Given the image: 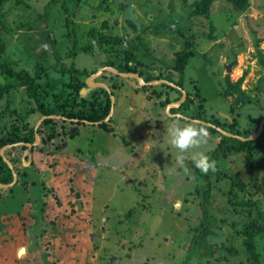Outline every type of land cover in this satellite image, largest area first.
<instances>
[{
	"label": "rangeland",
	"instance_id": "1",
	"mask_svg": "<svg viewBox=\"0 0 264 264\" xmlns=\"http://www.w3.org/2000/svg\"><path fill=\"white\" fill-rule=\"evenodd\" d=\"M101 1H6L1 9L4 15L6 12L3 17L7 49L3 58L16 68L41 74V80L50 79L49 88L60 91L68 73L57 69L62 63H58L56 53L68 65L76 62L79 68H99L107 65L102 63L111 52L104 49L105 44L97 45V37L101 33L120 34L128 38L123 47L137 50L138 61L149 66H144L146 72L162 75L157 78L178 80L179 74L173 68L175 51L184 48L192 35L195 54L185 68L183 88L194 99L182 107L186 99L181 104L176 102L183 95L178 87L158 80L152 84L156 85L153 92L147 85L145 89L159 98L157 109L150 104V98H145L147 110H142L147 120L142 122L149 132H145L144 125V132L139 129L141 144L134 141L133 130L131 139L120 133L115 152L108 149L111 160L106 164L99 162L108 160L106 152L93 154L95 151L88 150L98 148L100 135L106 134L100 129L102 122H107L110 132L115 130L113 117H120L124 129L130 132L131 118L138 120L141 109L139 105H135L137 111L129 109L128 103L143 98L141 92L136 94L127 85L136 78L113 76L111 71L97 77L106 83L125 79L122 94L116 92L114 96L117 116L107 115L98 123L55 118L44 124L39 120L40 136L48 130L53 133V138L49 137L51 144L39 142L44 148L37 145L32 150L20 144L7 156L27 158L37 149L40 154L52 155L48 157L51 169H27L28 159L27 164L16 161L17 167L13 162L17 184L0 187V264H249L243 237L230 223L221 220L234 218L226 197L230 177L224 175L219 181L216 177L217 173L239 174L264 210V143L257 146L255 166L246 161L245 152H230L215 159L216 170L207 172L213 188L206 215L203 197L197 191L207 186L206 173L192 166L191 155L203 151L211 157L225 134L216 126L217 132L202 123L208 133L206 142L190 149L184 164L179 165L175 161L177 150L167 142V127L174 121L201 123L186 117L202 106L206 117H218L217 126L229 132L250 127L251 134L258 131L264 118V66L258 62L256 52L258 39H262L259 47L264 52V0H250L244 9L228 0H216L206 16L190 14L195 0H107L103 8H98ZM211 22L216 25L214 39L209 37ZM92 29L97 31L93 37ZM180 29L185 35L179 33ZM87 44H94V49H79ZM74 50L75 56H67ZM130 63L142 68L135 60ZM228 64H232L229 72ZM242 71H247V75L241 86L230 87L227 76L235 82ZM12 81L0 71V84ZM53 84L60 85L59 89ZM91 89L84 95H89ZM8 103L15 112L4 114ZM32 103L36 102L23 86L1 99L0 133L14 131L15 125L21 132L33 127L39 116L36 121L28 120L30 114L23 116ZM254 118L259 122H254ZM71 127L74 133L70 132ZM146 141L150 144L148 149L143 147ZM74 143L82 148H77V156ZM89 165H93L91 169ZM29 178L35 179L29 184H38L32 192H25L20 181ZM204 231L208 235L201 237ZM259 249L264 262V237L259 238Z\"/></svg>",
	"mask_w": 264,
	"mask_h": 264
},
{
	"label": "trees",
	"instance_id": "2",
	"mask_svg": "<svg viewBox=\"0 0 264 264\" xmlns=\"http://www.w3.org/2000/svg\"><path fill=\"white\" fill-rule=\"evenodd\" d=\"M9 0H0V71L3 74L14 79V81L10 83L0 84V100L3 99L5 96H8L14 89H17L20 86L25 88V91L29 98L34 99L36 102V106H31L29 109L26 110L27 114L23 116H28L35 110H40L43 114H62L67 118H74L78 117L80 120L78 123H83L82 119H87L91 122H96L103 120L109 114L112 106V98L110 96V91H108L104 87H93L89 95H82L81 89L86 86V78L93 72L98 69V66L90 67H83L79 68L76 65V62H72L71 64H66L65 62L61 61L62 58L58 57L57 61L62 66L58 65L57 69L65 74L68 73V78L64 81V86L61 87L60 91L56 89L52 90L49 88V85H52V81L50 79L41 80V74L38 76L37 74H33L27 68H16L12 62L5 60L3 58L4 53L7 49V41L4 37V31L6 28L5 23V15L2 12V8L4 7V3ZM75 1V0H74ZM107 0H102L98 8H103L105 5L104 3ZM216 0H195L192 4V9L190 11L191 15H209L212 12L213 4ZM232 2L235 6L239 9H244L250 3V0H228ZM133 23V22H132ZM107 24V21H106ZM216 29V25L211 22L210 23V32L209 37L214 39L216 38L214 31ZM94 32H97L95 29L90 31V35H94ZM185 31L180 29L179 33L185 35ZM71 32L68 31V34ZM95 38V37H94ZM187 39L185 43V47L175 51V58L173 63V68L178 72L179 79L172 80L171 77H168L170 80L174 81L179 86L183 87V80H184V72L185 68L190 60V58L195 54V50L193 49L192 35ZM96 39V38H95ZM94 39V40H95ZM125 40H128L127 37H124L120 34H106L101 33L96 39V43L98 46L103 47L102 45H106L104 47L105 50L111 52V55L103 60V64L112 65L117 67L121 71H139L142 75L146 74L144 68H149V66L145 63L138 61L137 54L138 51L133 49H125L123 47V43ZM262 39L257 40V52L256 56L258 57L259 62L264 66V52L260 49V42ZM77 48V43L75 45ZM82 48L83 50H92L94 49V44L80 46L79 49ZM107 51V52H108ZM77 53L76 50L70 51L68 55L75 56ZM137 61L142 65V68H139L135 65H131L130 61ZM145 66V67H144ZM43 69V68H41ZM107 71L105 70L101 76H104ZM112 72V71H111ZM114 75H119L117 73L112 72ZM247 75V71H245L237 81H231L229 75L227 76V83L230 87H238L241 86L242 82L244 81ZM100 76V77H101ZM162 77L161 74L154 75L153 73H149L146 75L145 79L150 80L153 78ZM103 79V78H97ZM59 89L60 85H54ZM121 86L119 82H114L111 84L112 88H117ZM171 86V85H169ZM144 86L143 88H146ZM180 93H182L181 89H179ZM228 93H232L227 90ZM105 96V97H104ZM194 99V95L190 92L187 93V97L185 102L183 103L182 107L185 104H189ZM77 106H81L79 109H76ZM174 110V109H172ZM7 112H15V108H11L10 104L6 105V109L4 110V114ZM1 115V114H0ZM192 118H199L209 121L215 125H219L220 120L218 117L209 118L204 115V109L202 106H198L197 111L190 114ZM55 121V118L47 117L44 120V123H49ZM112 122V119H111ZM254 122L258 123L259 119L254 118ZM204 125L202 123H199ZM97 126L96 124H92ZM101 128L110 131L107 125V122H102ZM27 127V126H26ZM208 128L217 132V128L213 125H208ZM234 130H232L233 132ZM3 131L0 133V147L11 142L17 141H25V142H33L35 140V128L34 126H29L26 128V132H21L19 125H15V130L11 131L10 133H6ZM39 132H41L39 130ZM235 133L241 134L244 136H249L251 134V127L248 128L246 131H238ZM15 134V137L12 138V135ZM43 135V134H42ZM264 132L261 134L260 137L252 139L247 138L245 140L240 139L239 137L229 136V135H222L221 141L217 144V146L213 149L211 159H217L220 156H228L230 152H245L246 153V161L250 164L255 166V152L258 145L263 144V136ZM53 133H49V137L53 138ZM52 140V139H51ZM22 148H28L27 144L20 145ZM17 147L10 148L6 153L9 155L12 150L16 149ZM30 148V147H29ZM32 148H30L31 150ZM12 162L18 161V157L15 155H11L8 157ZM28 158V157H27ZM26 158V159H27ZM192 166L193 163H192ZM195 167V166H194ZM201 172L198 168H195ZM25 173V172H24ZM218 177H216V181L223 179L224 175L229 176L230 178V187L226 190V197L228 199L229 206L233 208L232 212L234 218L232 220H228V218L224 217L221 220L230 223V225L236 230L237 234L243 237V246L244 252L246 253V260L249 261V264H264L262 259V251L259 249V238L264 237V210L262 205L258 201L257 198L253 197V192L249 191L246 187V182L242 179L239 174L231 175L229 173H217ZM207 179V186L204 189L198 188L197 191L201 193L203 197L202 201V208L204 212L209 214V206L211 205V196H212V188L213 183L211 182L210 176L208 173L204 175ZM203 176V177H204ZM13 180V172L12 168L8 165L7 161L4 159L3 155L0 154V182L2 183H9ZM262 182H264V175L262 176ZM23 184L26 186L29 184V180H24ZM228 207V205H227ZM228 209V208H227ZM229 211V210H228ZM231 212V211H230ZM208 222L211 224V218H208ZM207 232L201 236L206 237Z\"/></svg>",
	"mask_w": 264,
	"mask_h": 264
},
{
	"label": "crops",
	"instance_id": "3",
	"mask_svg": "<svg viewBox=\"0 0 264 264\" xmlns=\"http://www.w3.org/2000/svg\"><path fill=\"white\" fill-rule=\"evenodd\" d=\"M258 58V57H257ZM258 60V59H257ZM258 62H259V60H258ZM260 63V62H259ZM261 64V63H260ZM227 72H229V70L227 69ZM145 73H148V72H146L145 71ZM244 72L242 71V73H241V75L243 74ZM227 75L229 74V73H226ZM144 75H146V74H144ZM240 75V76H241ZM99 80H101V81H103L102 79H99ZM132 80V79H131ZM115 81L114 80H111L109 83L110 84H112V83H114ZM108 83V84H109ZM119 83H120V85H121V87L119 86L118 88H112V90H111V92L114 94V96L116 95V92H117V95L120 93V95L122 94L121 93V91L125 88V79H124V81L122 80V81H119ZM127 85H129L134 91H136L135 93L137 94L138 92H141L143 95H142V100H136V99H132L133 101H134V104L132 103V102H129L128 103V107H129V109H132V110H136L137 111V107L136 106H138L139 105V107H140V109H141V112L140 113H138V117H137V119L138 120H135L134 119V117L132 116V118H131V122H132V125H131V128L129 127V129H131L130 130V132H127L125 129H124V123H123V121H122V119L119 117V118H115L114 119V117L112 118V124L115 126V130L114 131H112V132H110V131H108V130H105V129H103V128H100V129H103L104 131H106V134H104V135H100V134H98V136L100 135V137H101V142L100 143H98V148H96V149H94L93 150V147H92V150H88L89 152H91L92 153V151H95L93 154H96V153H100L101 154V152H106V154H108L109 152H108V149H111L112 151H114L115 152V147H116V142H115V140H117L118 139V137L117 136H119L120 138H121V134L120 133H122L123 135L125 134H127V136L129 137L130 135H132V133L131 132H133L134 131V137H135V142H136V144L139 142L140 144H141V139L140 138H138L139 136L137 135V133L138 132H140L139 131V129H143V125H144V123L142 122L143 120H147L146 119V117H147V115H146V112H144L142 109L144 108V109H146L147 110V105H146V100H145V98H150L149 100H150V104L151 105H153V107H155L156 109L158 108V104L156 103V101L159 99L158 98V96L157 95H152L151 93H150V91L148 90V89H145V88H142V85L139 83V81L137 80V81H129V83L127 84ZM155 86L156 85H151L150 87L152 88V91L153 92H155V90H153L154 88H155ZM134 95L133 97L134 98H136V96L137 95ZM32 99V98H31ZM115 99V98H114ZM165 99V98H164ZM33 101H34V99H32ZM131 101V100H130ZM35 102V101H34ZM139 102H141L140 104H139ZM115 103H116V100H115ZM34 104H36V103H34ZM34 104L32 103V106H34ZM241 104V103H240ZM136 105V106H135ZM112 107V106H111ZM115 104H114V109H113V114H114V116H117L116 114H115ZM160 109H158L157 111H159ZM179 110V109H178ZM262 110V112H263V109H261ZM43 113L40 111V110H35V111H33L30 115H29V117H28V120L30 121V119H34L35 118V121H36V116H39L38 117V120L36 121V124L35 125H37L40 121H42V122H44V120H45V118L43 119ZM177 115V114H176ZM31 116V117H30ZM136 116V115H135ZM175 116V115H174ZM66 117V116H65ZM170 117H173V115H170ZM187 117H190V116H187ZM186 117V118H187ZM62 119H65V118H62ZM114 119V120H113ZM40 120V121H39ZM115 121V122H114ZM45 124V123H44ZM34 125V126H35ZM35 128V127H34ZM144 128H145V132L147 131V132H149L148 130H150L148 127H146V124L144 125ZM133 130V131H132ZM263 131H264V127H263V130H262V132H261V134L263 133ZM78 132V131H77ZM143 132H144V129H143ZM49 133H50V131L48 130V135H49ZM46 133L45 134H43V135H41V140H40V143L41 142H43L44 144L47 142V135ZM261 134H260V136H261ZM74 135V134H73ZM259 136V137H260ZM12 138H14L13 136H12ZM130 138V137H129ZM256 138H258V137H256ZM131 139V138H130ZM107 141V142H106ZM11 143H14V142H11ZM108 143H111L110 145L108 144ZM263 143H264V139H263ZM107 144V149L104 147V145H106ZM20 144H17V145H13V146H11V147H9V148H7V149H5V151L4 152H7L10 148H12V147H14V146H19ZM126 146H130V145H127V144H125ZM149 143H148V141H146V142H144V144H143V147L145 148V149H148L149 148ZM74 146L76 147V152H74V153H76L75 154V156H77V153H78V150H77V148H81L80 146H78V145H76L75 143H74ZM3 147V146H2ZM1 147V148H2ZM36 147V146H35ZM38 147H40V149L41 148H44L42 145H38ZM131 148V147H130ZM82 149V148H81ZM32 150V149H31ZM44 150V149H43ZM128 150H129V147H128ZM134 150V149H133ZM135 151V150H134ZM34 152V154L33 153H30L29 155H28V160L30 161V165H29V168H27V169H51V166H48V165H50V163H49V158H51L52 157V155H45V154H40V152L36 149V150H34L33 151ZM49 151H47L46 153H48ZM1 154V153H0ZM33 154V155H32ZM6 155V154H5ZM7 156V155H6ZM91 156H94V155H91ZM108 156H109V154L107 155V159L108 160H102V161H99V162H101V164H106L105 162H110L109 160H111L110 158H108ZM112 156H114V155H112ZM8 157V156H7ZM49 157V158H48ZM27 159L25 158V157H23V158H19L18 159V162L17 163H20V161L23 163V164H27L26 163V161H27ZM42 159H43V161H42ZM40 161L38 164H36V162L37 161ZM117 161V160H116ZM78 162V161H77ZM118 162V161H117ZM13 163V162H12ZM43 163V164H42ZM119 163V162H118ZM124 163V162H123ZM122 163V164H123ZM90 164V163H89ZM9 165V164H8ZM13 165H14V163H13ZM15 165H16V163H15ZM15 165H14V167H15ZM34 165H36V166H34ZM91 165V164H90ZM89 165V169H91L92 168V166H90ZM10 166V165H9ZM31 166V167H30ZM47 166H48V168H47ZM60 166V165H59ZM16 167H17V165H16ZM56 169H60V167H56ZM74 169H77V168H75V166H74ZM13 170V169H12ZM13 172V171H12ZM30 173H33V171L32 172H30ZM47 175V174H46ZM32 179V181L33 180H35L34 178H31ZM31 179L29 178L28 180L32 183V181H31ZM23 179L20 181V182H22V183H20V182H18V183H20L21 185H22V187L25 189L24 191L26 192V191H29V192H32L33 191V186H35L36 184H38V183H35V184H28V185H24L23 184ZM36 182H37V180H36ZM15 184H17V183H14V185ZM6 188V187H5ZM7 188H9V187H7ZM8 191H9V189H7ZM31 196V195H30ZM29 196V197H30ZM28 197V196H27ZM28 197V198H29ZM80 202V201H79Z\"/></svg>",
	"mask_w": 264,
	"mask_h": 264
},
{
	"label": "water",
	"instance_id": "4",
	"mask_svg": "<svg viewBox=\"0 0 264 264\" xmlns=\"http://www.w3.org/2000/svg\"><path fill=\"white\" fill-rule=\"evenodd\" d=\"M227 69L228 70H231L232 68V64H228L227 65ZM105 70H110L114 73H117V74H120L122 76H125V77H134L136 78L138 81H141V84H146V83H149V84H154L155 81H162V83H171V85L173 86H176L178 87L179 89H181L183 95H182V98L178 101H176L177 103H182L186 97H187V91L177 85L174 81H171V80H168V79H165V78H156V79H153V80H150V81H147L146 79H144V77L138 72V71H121L119 70L117 67L115 66H112V65H103L101 67H99L95 72L91 73L87 78H86V86H84L82 89H81V94L84 95V92L85 91H89L91 88L93 87H98V86H102L104 88H106L108 91H110V96L112 98V108L108 114V117L107 118H110L111 115L113 114V106H114V103H115V99H114V94L111 92V87L108 83H106L105 81H101V80H98L97 77L99 75H101ZM156 83V82H155ZM172 103H170L171 105ZM181 115V114H180ZM47 117H53V118H65L67 119V117L63 116V115H60V114H44L43 115V119L44 118H47ZM187 118H190V119H193L194 121L196 122H201V123H204L205 125H213V126H216L218 127V129L223 132L225 135H229V136H235V137H239L240 139H247V138H252V139H255L256 137H258L262 130H263V127H264V118L261 120L260 122V126H259V129L258 131H254L252 134H250L249 136H244V135H241V134H237V133H234V132H229L209 121H206L204 119H199V118H192V117H187ZM71 120H73L75 123H77L80 119L78 117H74V118H70ZM83 122H91L87 119H82ZM98 122H102V120L100 121H97ZM38 126L39 124L36 125L35 127V140L33 142H25V141H17V142H14V143H7L5 145H3L2 148H0V153L3 155L4 159L7 161V163L10 165V167L13 169V180L9 183H2L0 182V187H9L10 185L16 183L17 179H18V174H17V171H16V167H14L12 161L5 155V149L13 146V145H17V144H27L30 148H34L35 146L39 145V142L41 140V136H40V133H39V129H38ZM75 126V125H74ZM75 129H73V127H71V130L70 132L71 133H74ZM77 132V131H76ZM14 137V136H13ZM47 144L50 145L51 144V139L49 138V136H47Z\"/></svg>",
	"mask_w": 264,
	"mask_h": 264
},
{
	"label": "clouds",
	"instance_id": "5",
	"mask_svg": "<svg viewBox=\"0 0 264 264\" xmlns=\"http://www.w3.org/2000/svg\"><path fill=\"white\" fill-rule=\"evenodd\" d=\"M207 130L203 125L195 122H172L167 127V142L177 150L175 161L176 164L183 165L185 162V154L190 149H196L206 142ZM193 165L204 173L209 170H216V161L211 159L203 151H194L191 155ZM188 169L185 168V171Z\"/></svg>",
	"mask_w": 264,
	"mask_h": 264
},
{
	"label": "flooded vegetation",
	"instance_id": "6",
	"mask_svg": "<svg viewBox=\"0 0 264 264\" xmlns=\"http://www.w3.org/2000/svg\"><path fill=\"white\" fill-rule=\"evenodd\" d=\"M140 73V72H139ZM150 72H148V73H146V75L147 74H149ZM142 75V74H141ZM146 75H142L143 77H144V79H145V77H146ZM153 79H155V78H153ZM153 79H150V80H153ZM147 80V79H146ZM150 80H147V81H150ZM147 85H152V84H149V83H147V84H143V87L144 86H147Z\"/></svg>",
	"mask_w": 264,
	"mask_h": 264
}]
</instances>
